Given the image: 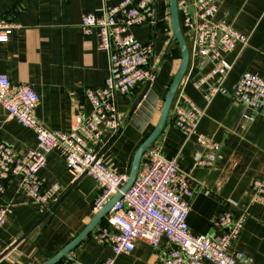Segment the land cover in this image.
<instances>
[{"label": "crops", "instance_id": "0c3cea01", "mask_svg": "<svg viewBox=\"0 0 264 264\" xmlns=\"http://www.w3.org/2000/svg\"><path fill=\"white\" fill-rule=\"evenodd\" d=\"M120 1L0 0V18L21 24L9 41L0 42V73L7 74L12 84L32 85L40 96L35 115L49 128L68 132L75 116L90 113L92 104L85 89L104 84L109 52L100 45L98 29L83 32L82 15ZM157 12L159 25L146 23L133 29L141 42H154L150 63L157 68L156 76L128 94H117L121 125L147 90L158 96L154 117L140 129L136 127L139 122L136 126L127 122L117 136L114 133L103 142L106 132L97 144L102 158L122 174H130L137 149L158 123L169 86L181 64L169 0H158ZM212 20L247 33L249 42L226 53L232 69L222 79L216 75L209 80L211 84L222 80V89L210 100L205 96L209 84L197 87L194 80L207 73L211 63L202 56L191 58L173 105L179 102L186 106L190 101L204 110L198 132L218 143L216 161L213 165H198V158L207 150L197 143L195 135H187L173 124L172 111L151 149H159L166 158H176L180 171L191 177L196 195L188 216L190 228L197 233L214 234L220 232L216 221L221 213L229 211L235 217L245 214L232 250L244 252L255 264H264V205L252 201L253 182L264 177V117L262 109L246 108L234 97L244 72L264 77V0H219ZM185 31L192 54L193 34L186 27ZM0 143L19 152L37 146L36 132L10 117L1 103ZM146 156L147 153L142 160ZM39 176L44 188L55 182L61 186L45 213L20 190L19 175L9 178L5 191L0 193V207L10 206L8 218L0 226V264H43L75 238L96 214L93 205L101 192L99 183L90 175L74 181L60 149L47 155ZM168 249L165 242L155 248L139 239L134 251L120 254L116 264H155ZM112 253L110 244L97 241L91 233L68 255L75 254L82 264H101ZM68 255L58 264H69Z\"/></svg>", "mask_w": 264, "mask_h": 264}, {"label": "built area", "instance_id": "2783aa9c", "mask_svg": "<svg viewBox=\"0 0 264 264\" xmlns=\"http://www.w3.org/2000/svg\"><path fill=\"white\" fill-rule=\"evenodd\" d=\"M219 0H178L179 13L184 26L191 30L194 48L190 59L206 56L210 70L194 80L197 87L209 84L205 93L212 99L222 89L209 80L219 75L221 79L232 69L226 53L243 47L249 35L227 23H216L212 17ZM158 0H122L104 7L98 12L83 13L81 28L84 33L98 29L100 45L109 52V66L104 84L87 87L85 94L92 109L87 115L75 116L70 131L54 130L37 118L35 109L39 103L38 92L26 82L12 84L7 74L0 73V103L10 117L36 132L37 146L19 152L6 143H0V193L5 191L6 181L19 175V188L45 213L49 202L61 189L55 182L44 188L39 172L46 166L47 155L60 149L67 161L68 171L74 181L85 175L93 177L101 192L94 201L98 212L127 181V174L118 173L102 158L97 144L105 133H116L122 124L117 104V94L130 93L138 84L152 81L157 68L150 63L155 51L153 41L137 39L134 27L158 21ZM19 22L0 18V42H7ZM234 97L246 108L262 109L264 117V77L244 72L235 88ZM173 124L186 133L195 135L197 143L207 150L198 165H213L218 143L209 135L198 132L204 110L189 101L186 106L172 105ZM254 203L264 205V177L253 182ZM196 195L191 177L182 173L176 158L164 157L159 149H151L142 160L137 177L109 211L104 223H100L92 236L112 247V255L101 264H116L122 253L134 251L139 239L159 248L164 242L169 247L155 264H255L242 251L232 250L234 240L242 231L246 215L235 217L231 212L221 213L216 221L220 232L202 234L194 232L188 223L192 199ZM10 212L9 205L0 207V226ZM69 264H82L75 254L68 255Z\"/></svg>", "mask_w": 264, "mask_h": 264}, {"label": "water", "instance_id": "95a60500", "mask_svg": "<svg viewBox=\"0 0 264 264\" xmlns=\"http://www.w3.org/2000/svg\"><path fill=\"white\" fill-rule=\"evenodd\" d=\"M169 7H170L171 23L173 28V36L177 40L181 50V64L169 86L168 92L166 94L164 103L161 108V113L158 123L156 124L152 132L145 138V140L141 143V145L137 149L130 174L128 176L127 181L124 183L121 189L111 197V199L104 205V207L101 210L96 212V214L91 219V221L84 227V229L75 238H73L68 244H66L61 250H59L55 255H53L43 264L60 263L63 260V258L68 255L69 252L74 250L77 245H79L84 239H86L89 235H91V233L96 228V226L106 218L107 214L112 209L114 204L120 198H122L123 194L126 193L129 190V188L132 186V184L134 183L137 177L144 154L151 150V145L164 130V127L170 115V111L172 109V105L178 87L188 70L190 64V55H191L190 48L187 43L180 22L178 0H169ZM195 49L198 50L199 46H196ZM201 59H206L207 61H209V59L206 56H202ZM157 100H158V96L153 91H149V90L145 91L136 100L124 124L130 122L132 125H135L136 122H139V125L137 126L135 125V126L137 128L139 127L140 129L142 126H145L146 124L151 122L157 108ZM124 124L119 127V129L116 132V136L122 131ZM112 135H113L112 130H109L105 135L103 142L107 141Z\"/></svg>", "mask_w": 264, "mask_h": 264}, {"label": "trees", "instance_id": "16d2710c", "mask_svg": "<svg viewBox=\"0 0 264 264\" xmlns=\"http://www.w3.org/2000/svg\"><path fill=\"white\" fill-rule=\"evenodd\" d=\"M179 16H180V22H181V26H182V29H183V32H184V34H185V27H184V25H183V22H182V14H181V12L179 13ZM159 16H158V21H157V25H159ZM175 38V37H174ZM177 41V40H176ZM105 222V219L101 222V223H104Z\"/></svg>", "mask_w": 264, "mask_h": 264}, {"label": "rangeland", "instance_id": "374dc122", "mask_svg": "<svg viewBox=\"0 0 264 264\" xmlns=\"http://www.w3.org/2000/svg\"><path fill=\"white\" fill-rule=\"evenodd\" d=\"M185 33H186V32H185ZM186 36H187V33H186ZM186 36H185V37H186Z\"/></svg>", "mask_w": 264, "mask_h": 264}]
</instances>
